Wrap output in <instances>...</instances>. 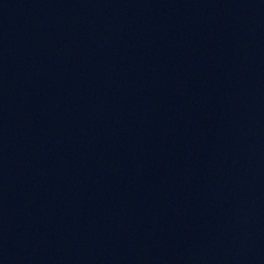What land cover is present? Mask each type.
<instances>
[{"label":"water","instance_id":"water-1","mask_svg":"<svg viewBox=\"0 0 264 264\" xmlns=\"http://www.w3.org/2000/svg\"><path fill=\"white\" fill-rule=\"evenodd\" d=\"M0 264H264V0H0Z\"/></svg>","mask_w":264,"mask_h":264}]
</instances>
